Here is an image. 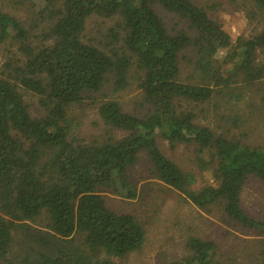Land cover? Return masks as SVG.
Returning a JSON list of instances; mask_svg holds the SVG:
<instances>
[{
    "label": "trees",
    "instance_id": "obj_1",
    "mask_svg": "<svg viewBox=\"0 0 264 264\" xmlns=\"http://www.w3.org/2000/svg\"><path fill=\"white\" fill-rule=\"evenodd\" d=\"M13 1L26 5L29 17L0 0V45L8 53L0 65V264H117L140 252L144 226L111 209L104 195L137 196L129 169L143 153L148 178L199 208L218 206L226 222L264 241V220L241 203L250 178L264 182V145L218 135L181 104L213 96L238 101L240 83L263 81L264 26L233 41L193 0ZM248 2L251 16L264 19V0ZM160 9L187 28L168 27ZM95 15L116 19L104 48L84 39ZM191 49L193 70L182 80L181 54ZM134 68L147 107L135 113L106 99L97 112L108 133L80 139L70 108L110 80L114 93L128 88ZM24 92L38 97L41 114H33ZM116 130L124 133L116 137ZM158 137L197 146L214 183L195 188V175L164 154ZM187 247L189 254L171 264H234L215 240L190 236ZM262 247L257 260L264 263Z\"/></svg>",
    "mask_w": 264,
    "mask_h": 264
},
{
    "label": "rangeland",
    "instance_id": "obj_2",
    "mask_svg": "<svg viewBox=\"0 0 264 264\" xmlns=\"http://www.w3.org/2000/svg\"><path fill=\"white\" fill-rule=\"evenodd\" d=\"M8 1V10L28 19L26 5H20L13 0ZM204 7L211 17L223 26L233 39L239 36H251L261 30L264 19L259 15L251 16V4L248 0H193ZM170 28H184L181 21L173 13L160 9ZM28 22V21H27ZM116 22L114 18L93 16L87 20L84 39L104 48L106 34ZM191 32V31H190ZM106 49V48H105ZM8 56L6 48L0 45V65ZM195 52L183 51L181 54L182 80L189 78L193 67L191 59ZM264 60V53L260 56ZM187 58V59H186ZM139 72V71H138ZM137 69L132 70L131 84L128 88L114 93L111 80L106 82L98 92L89 96L79 104L70 108L69 117L78 123L77 136L85 142H93L106 136L107 128L98 115L99 104L106 99L118 100L123 108L139 113L147 105L142 106L141 90L138 87ZM235 89V94H241L238 101L225 96H213L205 103L182 101L183 109L196 114V123L207 126L216 134L234 138L251 146L264 145V80L246 86L242 83ZM26 101L35 115L42 113L38 106V97L30 92H24ZM230 120H226L228 118ZM124 132L113 131L120 137ZM158 143L164 154L176 162L184 171L192 172L197 180L195 188L213 184V176L207 167L200 165L198 147L189 143H178L172 146L167 140L158 137ZM206 158L207 155L203 154ZM150 162L145 153L133 167L129 169L130 180L137 188V196L127 199L112 192H106L104 197L107 205L116 212L132 213L144 226L146 242L140 252L118 258L117 264H171L189 254L187 240L190 236L215 240L219 254L230 259L234 264H264L257 260V254L262 250L263 242L255 241L253 233H244L225 221L218 206L210 209L199 208L185 201L182 193L160 180L147 177ZM243 208L252 216L264 220V182L252 177L242 192ZM36 225H43L37 221ZM258 238V237H257ZM262 239V238H261Z\"/></svg>",
    "mask_w": 264,
    "mask_h": 264
}]
</instances>
